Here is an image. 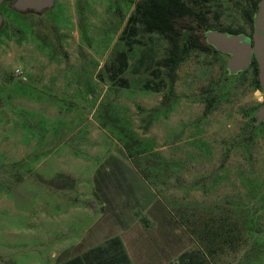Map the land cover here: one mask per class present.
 <instances>
[{
    "label": "rangeland",
    "instance_id": "374dc122",
    "mask_svg": "<svg viewBox=\"0 0 264 264\" xmlns=\"http://www.w3.org/2000/svg\"><path fill=\"white\" fill-rule=\"evenodd\" d=\"M138 1L1 6L0 264H264L255 66L191 49L171 72ZM184 1L253 31L254 0Z\"/></svg>",
    "mask_w": 264,
    "mask_h": 264
},
{
    "label": "trees",
    "instance_id": "16d2710c",
    "mask_svg": "<svg viewBox=\"0 0 264 264\" xmlns=\"http://www.w3.org/2000/svg\"><path fill=\"white\" fill-rule=\"evenodd\" d=\"M260 0H254L253 8L247 10V15L254 30V16ZM140 19L149 32H159L166 36L172 43L170 55L160 63L174 73L179 62L191 49L204 51L215 50L205 38L207 26L206 15L196 11L184 0H140L137 3ZM240 33L238 30H224ZM186 36V37H185ZM185 37V38H184ZM184 39V40H183ZM252 65L256 69V83L261 88L258 78V63L254 59Z\"/></svg>",
    "mask_w": 264,
    "mask_h": 264
},
{
    "label": "water",
    "instance_id": "95a60500",
    "mask_svg": "<svg viewBox=\"0 0 264 264\" xmlns=\"http://www.w3.org/2000/svg\"><path fill=\"white\" fill-rule=\"evenodd\" d=\"M6 0H0V6ZM57 0H14L12 9L17 12L31 11L41 14L48 9L56 7ZM5 16L0 10V29L4 26ZM254 30L252 35L247 33H234L219 29L206 28L205 38L218 52L227 56L226 71L230 77L237 76L246 71L253 60L258 63V78L264 92V0H260L254 16ZM253 123L258 125L264 122V104H261L254 113Z\"/></svg>",
    "mask_w": 264,
    "mask_h": 264
},
{
    "label": "clouds",
    "instance_id": "9594fccd",
    "mask_svg": "<svg viewBox=\"0 0 264 264\" xmlns=\"http://www.w3.org/2000/svg\"><path fill=\"white\" fill-rule=\"evenodd\" d=\"M251 99L255 100L260 104H264V92H262L259 88L255 89L251 93Z\"/></svg>",
    "mask_w": 264,
    "mask_h": 264
},
{
    "label": "flooded vegetation",
    "instance_id": "af4514ba",
    "mask_svg": "<svg viewBox=\"0 0 264 264\" xmlns=\"http://www.w3.org/2000/svg\"><path fill=\"white\" fill-rule=\"evenodd\" d=\"M12 2H14V0H6L4 3H6L7 5H9V6H11V8H12ZM2 6V5H1ZM1 6H0V10H1ZM21 13V12H20ZM252 33H253V31H252ZM252 33H251V35H252Z\"/></svg>",
    "mask_w": 264,
    "mask_h": 264
}]
</instances>
